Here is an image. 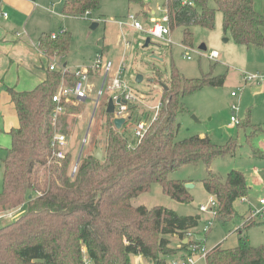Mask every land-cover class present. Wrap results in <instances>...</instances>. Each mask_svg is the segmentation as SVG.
I'll use <instances>...</instances> for the list:
<instances>
[{
  "label": "trees",
  "instance_id": "trees-1",
  "mask_svg": "<svg viewBox=\"0 0 264 264\" xmlns=\"http://www.w3.org/2000/svg\"><path fill=\"white\" fill-rule=\"evenodd\" d=\"M99 2L64 0L61 10L82 15L97 9ZM165 10L169 28H182L185 46L193 43L191 27L212 29L220 11L223 31H229L236 44L264 49V16L256 11L254 0H166ZM70 37L66 30L54 38L41 33L37 46L46 54L64 56ZM159 79L166 89L159 98L157 117L141 140H128L115 128L112 114L105 112L102 158L87 153L74 171L71 152L57 157L53 139L69 134L68 114L78 108L64 101L54 116L57 104L52 96L62 81L72 85L76 77L48 68L45 78L30 90L6 88L17 125L8 132L10 145L2 158L0 211L24 209L0 225V264H85L86 260L88 264H131L133 255L148 264H170L177 250L171 238L180 240L181 257L193 244L200 249V242H182L197 227L199 215H179L161 205H133L131 200L159 183L171 199L187 203L192 195L186 181L171 179L169 173L198 162L209 166L213 158L235 151L232 141L218 145L208 136L176 138L177 116L188 111L183 98L205 85H223L225 74L186 77L171 62L168 78ZM244 123L251 126L249 118ZM202 185L217 202L215 218L221 221L231 219L234 201L248 194L244 174L235 169L225 179L209 173ZM253 223L254 219H247L243 225ZM204 260L206 264H264V245H249L240 235L237 245L217 244Z\"/></svg>",
  "mask_w": 264,
  "mask_h": 264
},
{
  "label": "rangeland",
  "instance_id": "rangeland-1",
  "mask_svg": "<svg viewBox=\"0 0 264 264\" xmlns=\"http://www.w3.org/2000/svg\"><path fill=\"white\" fill-rule=\"evenodd\" d=\"M56 1L58 0H50L48 7L36 6L37 9L26 18L21 15L22 27L19 28L20 32L26 35L24 39L36 42L41 33L57 36L60 31L69 32L71 37L67 53L64 56L47 54L51 62L55 63L56 69L62 68L64 63L68 71L90 69L98 57L102 63L106 61L112 63L107 74L103 68H100L99 76L89 78L88 83L92 84V90L87 91V98L84 101H70L78 108L77 112L68 114L67 123L70 131L69 134H64L66 140L64 152H71L73 157L71 170L74 171L81 157L90 152L94 154L97 147L102 149L103 155L106 143L104 127L106 116L102 104L108 95L115 94L108 91L107 86L110 77L115 76L121 64L123 65L122 80L132 92L148 95L149 105L158 102L162 92L159 77L163 81L168 78L171 62L186 77L225 74L223 85H205L183 98L184 106L188 111L177 116L179 127L176 138L184 139L193 135L208 136L218 145L232 141L236 144L235 151L213 158L209 166L198 162L181 166L169 173L171 179L191 183L192 186L187 188L192 195L191 201L187 203L175 201L162 191L159 183H152L148 191L133 198L131 203L146 207L161 205L174 210L179 215H199L198 225L191 230L190 235L192 240L201 243L204 251L210 250L217 244H221L224 248L233 247L238 244L240 235L246 237L249 245H264V212L254 216L252 213V211H261L263 208L259 199L264 196V157L262 156L264 155V86L257 79L245 82L242 78L252 73L249 69L251 65L256 68L264 66V49L236 44L231 33L223 31L220 11L215 13V24L212 29L192 26V46H185L181 42V27L169 28V34H166L164 39L144 31L151 28L154 22H160L168 27L167 21L163 19L166 15L164 7L166 0H142L141 2L148 6L147 11L141 9V4L137 0H100L97 9L82 15L63 13L61 9L64 0L60 5H56ZM254 1L256 11L264 16V0ZM209 5L216 7L213 1H210ZM150 9L154 13H151ZM3 12L10 13L9 9H1L0 18L3 17ZM128 14L135 15L136 20L143 27L142 30L131 25L118 24V21L127 20ZM94 22L97 26L91 28ZM25 25L30 31L26 29L23 32ZM147 38L149 43L146 46ZM200 44H204L206 49H199ZM210 51H216L218 57L209 59ZM187 55L190 58H187ZM137 75L142 76L140 82L136 80ZM12 76L13 73L6 76V83L13 81ZM35 79L31 78L27 83V80L20 77L18 88L22 89L21 87L26 85L33 87L37 81ZM151 79L154 80L151 81ZM4 89V86L0 84V96ZM99 91H102V94ZM232 92L234 94H231ZM96 98H100L97 103H95ZM232 105L237 108L235 115L240 120L238 125L230 121ZM146 110L143 105L129 103L130 118L119 128L128 140H135L133 126L140 119L141 113ZM248 113L251 126L246 127L244 122ZM16 124L17 119L0 97V190L2 188V158L10 145L8 132ZM79 152L80 157L76 163ZM232 169L244 174L248 194L244 196V199L240 197L234 201L233 217L227 221H221L212 218L209 211L200 210V206L207 204L211 197L203 188L202 180L209 173L225 179ZM23 209L24 207L11 209L15 214L14 218ZM208 219H211V225L206 231L204 229L208 225ZM247 219H254V223L244 226ZM10 220L1 217L0 225ZM170 243L177 248L175 259L180 258L182 254L180 240L171 238ZM131 264H145V261L140 256L133 255ZM193 264L206 263L202 257Z\"/></svg>",
  "mask_w": 264,
  "mask_h": 264
},
{
  "label": "built area",
  "instance_id": "built-area-1",
  "mask_svg": "<svg viewBox=\"0 0 264 264\" xmlns=\"http://www.w3.org/2000/svg\"><path fill=\"white\" fill-rule=\"evenodd\" d=\"M5 15V14H4ZM164 20L167 21V15L163 17ZM127 21L130 23L131 26H133L136 29H143L140 22L136 20L135 15L128 14L127 15ZM120 24H123L122 21H120ZM147 31L149 34L158 37V38H165L166 34H169V27L166 25L160 23V22H154V25L144 30ZM56 35L52 34L51 37L54 38ZM187 58H190L189 55L186 56ZM208 57L210 59H215L218 57V53L216 51H210L208 53ZM121 64L115 74V76L110 77V82L107 86V90L111 91L115 94H113L112 97L114 101V109L112 112L113 119L114 118H125V121L130 118L129 116V103H132L133 105L139 104L140 106L143 105L146 107V111H143L141 113L140 119L137 120L135 125L133 126V135L135 140L139 142L143 135L145 134L149 124L154 121L157 117L158 110L160 108V100L154 104V105H148L149 97L145 93L142 92H132L128 85L125 83V81L121 78V72L122 67ZM112 63L110 61H106L105 63L101 62V59L98 57L92 68L90 69H76L71 74H73L76 77V81L72 85H66L63 81L60 83V86L58 87L56 93L52 96V100L57 104L54 111L55 113H58L61 110V103L62 102H68L74 99L75 101H81L87 98V91H90V84L88 83L90 78L89 71L92 70H100V68H103L105 70V74L111 69ZM50 70L56 69V65L54 62H51L48 66ZM62 72H68L65 67L60 68ZM244 79L246 81L257 79L262 85H264V74L260 75L257 73H250L247 75H244ZM100 94H102V91H99ZM231 94H234L233 92ZM116 99H119V102H116ZM233 113L230 117V121L234 124H239V119L235 115V110L237 109L234 105H232ZM53 144L57 146L58 150L55 153L57 157H63L64 147L66 145L65 136L58 134L53 139ZM76 168H74L75 170ZM244 199V197H242ZM259 203L263 206L261 211H252L253 216L260 214L262 211L264 212V196L259 199ZM201 211H209L212 214V218H215L217 213V202L215 201L214 197L211 196L209 199V202L207 204L200 206ZM15 214H13V211L8 210L5 212L0 213V218L5 217L9 219H13ZM211 219H208V225L205 227L204 230H208L210 228ZM190 251L185 255L177 259H173L170 264H193L195 261H197L200 258H204L207 251H204L203 247L201 246L200 249L197 248L196 245L190 246ZM85 264H88V261L86 260Z\"/></svg>",
  "mask_w": 264,
  "mask_h": 264
},
{
  "label": "crops",
  "instance_id": "crops-1",
  "mask_svg": "<svg viewBox=\"0 0 264 264\" xmlns=\"http://www.w3.org/2000/svg\"><path fill=\"white\" fill-rule=\"evenodd\" d=\"M49 1L50 0H0V11L1 9H9L10 13H12L10 14L7 12H3L2 13L3 17L0 18V84H2L5 88L4 92L2 93L0 97L8 105L10 112L15 116V118H16V115H15L13 106L11 104L10 97L6 91V88H14L15 90H30L34 88L38 83H40L45 78L46 70L48 69V66L51 63L49 56L38 48L37 41L31 42L28 39L27 40L24 39L26 35L20 32V28L22 27L21 15L25 18L26 16H30L33 13V11L37 9L36 6H39V5L40 6L46 5L48 7ZM51 3L53 4V2ZM61 3H62V0H58L55 2L56 5L57 4L60 5ZM139 3L141 4L140 6L142 10L144 11L148 10V6L146 3H143V2H139ZM254 4H255V1H254ZM164 7H165V4H164ZM149 11H151V13H154L153 10L151 9ZM122 22L123 24H120V21H118V24L120 26L130 25V23L127 20H124ZM96 26H97V23H96ZM23 28H24L23 30L24 32L27 29L26 25L23 26ZM262 32L264 34V28L262 29ZM51 35L52 34H50V36ZM241 46H244V45H241ZM246 47H253V46H246ZM253 48L255 49V47ZM258 49H261V48H258ZM63 67H65V63L63 64ZM249 69L252 70L251 71L252 73H257L261 75L264 74V66L262 68L260 67L256 68L254 65H251ZM68 72L71 73L73 71H68ZM12 73H13V76H12L13 81H8L6 83V79H7L6 76ZM90 74H91L90 77L93 76L96 78L97 76L100 75V71L92 70ZM20 77H22L23 80H27V83L30 81L31 78H34V79L37 78L35 79L37 81H36V84L33 85V87H29V85H26L24 87H21L22 89H19L17 84H18V80ZM242 78L244 79V76H242ZM245 82L247 81L245 80ZM23 88H26V89H23ZM91 90H92V84H90V91ZM109 97L110 95L107 96L105 102L102 104L104 107L103 109L104 112H106L105 110L107 107V100ZM99 99L100 98L98 99L96 98L95 103H97ZM154 104L156 103L154 102ZM96 107L97 106L95 105V109H97ZM93 112H95V110H93ZM247 118H249V113H248ZM239 123H240V120H239ZM262 156L264 157V155ZM190 232H188L189 238L188 239L184 238L182 242L185 240V243H187L188 240H192ZM145 264H148V263L145 261Z\"/></svg>",
  "mask_w": 264,
  "mask_h": 264
},
{
  "label": "water",
  "instance_id": "water-1",
  "mask_svg": "<svg viewBox=\"0 0 264 264\" xmlns=\"http://www.w3.org/2000/svg\"><path fill=\"white\" fill-rule=\"evenodd\" d=\"M95 26H96V23L94 22V23H92L91 28H94ZM148 43H149V38L146 39V41H145V45L147 46ZM199 49H201V50H205L206 47H205L204 44H200V45H199ZM136 80H137L138 82H140V81L142 80V76H141V75H137V76H136ZM153 80H154V79H151V81H153ZM160 84H161L162 89H166V86H165L162 82H160ZM119 101H120L119 99H116V102H119ZM113 109H114V101H113V98H112V97H109L108 100H107V107H106V110H105V111H106V113H111V114H112ZM124 122H125V118H123V117H120V118H114V119H113V123H114V126H115L116 129H119V128L124 124ZM81 150H82V149H81ZM81 150H80V152H81ZM80 152H79V155H78V157H77V161H76V163H77L78 160H79ZM93 156H94L95 158H97V159H101V158H102V149H101L100 147H97V149H96V151L94 152ZM191 186H192L191 183H185V187H186V188H189V187H191ZM183 243H185V240L183 241Z\"/></svg>",
  "mask_w": 264,
  "mask_h": 264
}]
</instances>
